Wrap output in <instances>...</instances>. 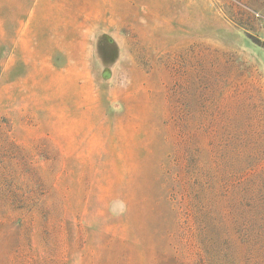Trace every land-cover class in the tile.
Segmentation results:
<instances>
[{"label": "rangeland", "instance_id": "obj_1", "mask_svg": "<svg viewBox=\"0 0 264 264\" xmlns=\"http://www.w3.org/2000/svg\"><path fill=\"white\" fill-rule=\"evenodd\" d=\"M103 1L90 86L38 95V0H0V126L38 175L22 225L0 199V264L243 255L244 207L264 202V0Z\"/></svg>", "mask_w": 264, "mask_h": 264}, {"label": "crops", "instance_id": "obj_2", "mask_svg": "<svg viewBox=\"0 0 264 264\" xmlns=\"http://www.w3.org/2000/svg\"><path fill=\"white\" fill-rule=\"evenodd\" d=\"M100 7L101 0H38V95L56 93L77 77L81 90L90 86V58L84 47L89 45L90 14L106 12ZM68 30L74 31L70 40L60 38L59 31ZM19 58L24 59L23 55Z\"/></svg>", "mask_w": 264, "mask_h": 264}, {"label": "trees", "instance_id": "obj_3", "mask_svg": "<svg viewBox=\"0 0 264 264\" xmlns=\"http://www.w3.org/2000/svg\"><path fill=\"white\" fill-rule=\"evenodd\" d=\"M9 129L8 125L0 126V199L11 207V215L13 212L16 214L10 220L11 223L22 225L38 208V175L29 161L34 154L27 146L18 145L9 136ZM16 161L19 163L18 167L11 168L10 165H15ZM244 209L247 214L245 219L248 223V235L243 225L239 228L243 230L242 241L248 251L243 255L233 253L225 256L223 264H244L243 258L247 264H264V202L248 204ZM6 245L8 247L9 242ZM200 258L204 264H221L214 261V254L211 252L205 251Z\"/></svg>", "mask_w": 264, "mask_h": 264}]
</instances>
